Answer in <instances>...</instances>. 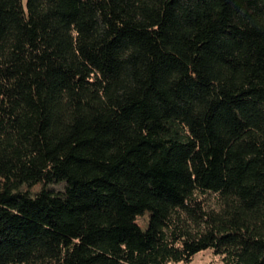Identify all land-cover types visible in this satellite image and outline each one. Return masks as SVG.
Returning a JSON list of instances; mask_svg holds the SVG:
<instances>
[{"label":"trees","instance_id":"1","mask_svg":"<svg viewBox=\"0 0 264 264\" xmlns=\"http://www.w3.org/2000/svg\"><path fill=\"white\" fill-rule=\"evenodd\" d=\"M206 249L264 264V0H0V264Z\"/></svg>","mask_w":264,"mask_h":264},{"label":"rangeland","instance_id":"2","mask_svg":"<svg viewBox=\"0 0 264 264\" xmlns=\"http://www.w3.org/2000/svg\"><path fill=\"white\" fill-rule=\"evenodd\" d=\"M42 187H45L52 192H61L64 188V180L59 177L57 180L50 183H44L40 181L33 184H28L25 182L21 184L20 189L22 191H27L32 195ZM148 217L149 211L147 210L143 212V214L137 216L135 218V222L139 225V227L143 228L146 226ZM187 264H218V258L212 254L211 251L206 249L195 253Z\"/></svg>","mask_w":264,"mask_h":264}]
</instances>
